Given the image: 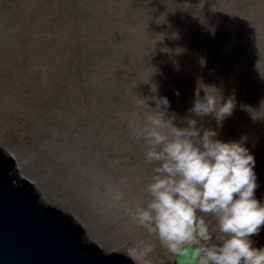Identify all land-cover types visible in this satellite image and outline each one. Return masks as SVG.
<instances>
[{
    "label": "bare ground",
    "instance_id": "1",
    "mask_svg": "<svg viewBox=\"0 0 264 264\" xmlns=\"http://www.w3.org/2000/svg\"><path fill=\"white\" fill-rule=\"evenodd\" d=\"M5 1L6 0H0V68L5 70L8 75L6 78L0 76V119H3L5 115L8 116L11 111H14L15 113H20L29 120L32 125L33 134L32 149L38 150L39 152L38 155H34L33 159L36 167H38L39 170L41 169L42 172H44V176H46L44 177L42 175L43 181L45 180L44 185L46 186L45 189L48 197L60 201V198L54 197H61V195L72 196L77 205V209L86 216L94 219L93 229L96 231H93V233L100 237L102 235L106 246L123 245V247L125 246L129 249L137 248L129 247V243L134 240L137 234L146 230L131 218L130 210H133L138 205L144 204L147 199H150V194L146 191V185L153 178V170L156 162H150L146 159L145 153L148 145L142 138L134 133L133 129L129 126V122L130 120H135L137 123H142L144 117L150 113L151 110L147 105L140 103V100L141 96L153 95L151 90L152 84L157 85V94L168 97L170 101L169 112L174 111L176 114L173 123L177 126H184L186 121L180 122L178 118L193 115L188 109L192 105L195 97V89L198 83V80L195 78H201L200 76L203 75L207 78V80H205L206 83L218 85L217 79L219 76L217 74L219 72L215 64L225 61L230 64L229 70L233 67H240V69L243 70V74H237L228 81L229 85L226 84L222 87L225 95L233 92L235 93L236 108L232 115L228 116L223 121L222 127H219L217 131L218 136H220L219 129L223 130L225 136L222 139L224 140H236L239 139L242 134H246V145L250 150L257 147L253 144L260 142L262 147L257 148L255 150L257 153L254 154L256 160L254 166L256 168L258 180V187L256 189L264 188V121H254L251 119L248 112L240 107L241 103L250 104L254 107L258 106L260 99L264 98V83L259 84V80H261L260 82H264V78L259 75L255 67L256 61L258 60L257 66L264 72V66L262 65L264 59L257 54V47H259L257 44L249 43L247 45L243 42L244 45H241V43L238 42V55L234 56L235 59L233 61H230L227 58H220V55H222V53L226 54L228 46L232 44L228 43L222 52L215 54V58L212 61L213 67L209 70V78L207 73L208 70L201 71L202 74L200 75V73L196 71L197 67L192 64V57L190 55L195 51V45H193V43L196 41L184 44V49L186 50L181 55L183 62L180 64L178 63V67L177 63L171 65V61H169L167 62L168 64H163L164 66H161V62L156 65L154 64L155 68H153V65L150 64L152 62L149 59H147L148 61L143 60L142 62L141 59L144 56L140 60H136L134 48L130 51L131 55L128 61H123L118 57H114L115 59L113 58V61L103 58L104 60L101 62L102 59L98 57V55H96V57L91 56L94 51L90 54L84 52L80 56L76 54L78 51L74 53L69 49L66 54H62L63 44L62 40L59 38H55L53 48L50 50L51 54L49 55L48 48L44 42L46 41L45 36L39 38V36L34 35L26 41L23 37L24 28L22 27L25 22L24 19H26L25 17H28L32 13L38 15L37 20L44 26L47 18L45 0H42L43 5H40L39 8L36 7L34 0H15V2H20L19 8L14 4V6H12L13 8L10 10L4 7ZM118 1L121 6L124 4L122 0H117V2ZM157 5L159 6V4ZM259 11L254 12L258 19ZM122 13L126 14L127 9H124ZM191 14L192 13H190V15ZM239 14H247L246 9L239 11ZM186 17L188 19V16ZM125 18H127V16ZM99 19H101V16L98 17V20L96 19L100 23L103 19L101 21ZM9 20L12 21L11 25L7 24ZM243 20H245V18H243ZM115 22L118 23V20H115ZM122 23L120 25H123ZM251 23L252 20L247 18V20L237 28L239 33L242 34L245 30L254 32V28H250ZM106 24L108 23L106 22ZM146 24H148V22ZM70 26H72V24H70ZM101 26L103 31L100 34L104 33L106 39L101 43L107 45V47L105 46L107 48L106 52L113 57L117 51H110L111 48H108L111 46L108 39L111 40L112 34L110 31H106L107 27L103 28L105 25ZM73 27L74 26H72V28ZM258 27H256V31L264 37L263 27ZM41 29L39 30V34L43 32ZM107 30L109 29L107 28ZM112 33H114V31ZM167 35H169V33ZM165 37L166 36L163 38ZM148 41L150 42V40ZM239 41H241V39H239ZM185 42L183 41V43ZM154 43H157V41ZM232 52L233 49H231L230 53ZM61 55H65V61L62 60ZM230 55L228 56L229 58L231 57ZM86 56H88L89 59H84L85 61L83 62L81 58H86ZM17 60L19 62L25 61V64L20 66ZM107 60L109 61L107 62ZM209 60L207 63L210 66ZM129 64L133 66L128 68ZM100 67H102L101 69L110 68L108 69L110 73L107 71V74H102L99 70ZM170 67H172L171 70L168 69ZM224 68L226 69V65H224ZM185 69L189 72L185 73ZM158 70H161V76L168 73L171 76H167L165 81H160L157 74ZM221 73L219 74L221 75ZM248 74L253 77V85L251 87L243 86L242 82ZM102 76L103 79L101 78ZM168 78H170V80ZM20 81L25 82L28 86L30 90L29 95H19L17 88L13 87ZM4 83L8 86L5 87ZM200 87L203 88L202 84H200ZM165 89L169 91L165 92ZM178 89H182L184 94H178ZM200 95H203L202 90ZM34 96H38L40 97L39 99L43 100L42 106L32 105V98H34ZM148 103L150 106H154V101L149 100ZM196 119L197 126L216 127V122L211 116L197 117ZM200 123L201 125H199ZM229 126H235L237 130L228 128ZM50 158H53L54 162H51ZM63 161L70 163L68 169H63V166L60 165ZM60 172L61 175L58 177V173ZM72 174H75L74 177L68 183V186H64L68 177ZM97 180H99V182ZM47 194L45 193V195ZM116 194L120 195L118 201L113 200ZM257 196L259 198H264V195L259 193H257ZM91 200L97 203L94 209L87 204ZM85 206L87 209H85ZM142 240L143 243H149L144 237ZM151 257L149 253L152 264H158L152 260L153 257Z\"/></svg>",
    "mask_w": 264,
    "mask_h": 264
},
{
    "label": "clouds",
    "instance_id": "2",
    "mask_svg": "<svg viewBox=\"0 0 264 264\" xmlns=\"http://www.w3.org/2000/svg\"><path fill=\"white\" fill-rule=\"evenodd\" d=\"M209 30L214 33V28ZM161 51L178 55L184 49L163 46ZM257 61L255 67L264 78ZM151 90L153 95L140 100L150 113L142 123L129 122L148 145L146 159L156 162L153 178L146 185L150 199L130 210L131 218L155 233L170 252H178L188 243L194 245L192 264H264V245L257 246L253 239L264 226V199L255 194L254 153L246 145V134L224 140L217 131L236 108L235 93L225 95L221 87L199 78L188 109L193 115L182 117L186 123L177 126L168 97L157 94L156 84ZM240 107L254 121H264V98L258 106L241 103ZM204 116L214 118L216 127L197 126L196 118ZM119 199V194L113 197ZM152 249L151 243H143L127 254L134 264H152Z\"/></svg>",
    "mask_w": 264,
    "mask_h": 264
},
{
    "label": "rangeland",
    "instance_id": "3",
    "mask_svg": "<svg viewBox=\"0 0 264 264\" xmlns=\"http://www.w3.org/2000/svg\"><path fill=\"white\" fill-rule=\"evenodd\" d=\"M90 1L89 0H79V1L78 0H66V1L65 0H58V1L57 0H45L46 9H47V18H46V22L44 23V26L42 24H40L39 20H37L38 19L37 14L32 13L28 17H25L26 19H24L25 22H24V25L22 26L24 28V33H23L24 39L27 41L28 39L32 38L34 35L39 36V38L45 36L46 41H44V42L46 44V47L48 48V54L50 55L51 54L50 50H52V48H53L55 38H59L62 40V44H63V48H62V52H61L62 54H66L69 49L74 53H76L78 51V53H76V54H78L80 56L84 52H87L90 54L94 51L91 56L96 57V55H98V57H100L102 59L101 62H103V60L105 58L113 61L112 59L114 57L115 58L118 57V58L122 59L123 61H128L129 56L131 55L130 51L134 48V53L136 54V60L138 61V59L140 60L144 56L141 59L142 62H143V60L148 61L147 59H149L152 62L150 64L153 65L152 66L153 68H155V65L160 63V62H161L160 64H162L161 66H164L163 64H168L167 62H169V61H171L170 62L171 65L174 63V61L176 63H179V64L182 63L183 59H182L181 55L186 50V49H184V47H185L184 44H187V43L192 42V41H196L195 43H193V45H195V51H194V53H192L190 55L192 57V64L195 67H197L196 71L199 72L200 75L202 74L203 71L208 70L207 71L208 78L210 77L209 70L211 67H213L212 61L215 58V54H217L218 52H222L228 43H232V44H231V46L230 45L228 46V50H226V54L222 53V55H220V58H227L228 60L233 61L235 59L234 56L238 55V51H237L238 42H240L241 45L244 42L247 45L249 43L257 44L259 46V47H257V54L260 55L261 58L264 59V37L256 31V27H258V26H259L258 28H260L262 26L264 29V8H261V7H264V0H234V1L233 0H222V1L221 0L220 1L219 0H147V1L146 0H139V1L138 0H133V1L132 0H122V2H124V4H122V6H121L119 1L117 2V0H106L107 3L105 0H90ZM100 1L101 2L103 1V2L101 3ZM228 1H230V2H228ZM34 2H35V5L37 8H39L40 5H43L42 0H34ZM114 2H116V3H114ZM240 2H242V3H240ZM14 4H16L17 8H19L20 2L19 1L15 2V0H6L4 3V7L10 10L13 8L12 6H14ZM98 4H99V7H98ZM157 4H159V6ZM196 4H198V5H196ZM65 5H66V7H65ZM139 5H142V6H139ZM225 7H227V8H225ZM247 7H249V8H247ZM65 8H67V9H65ZM100 8H102V9H100ZM108 8H110V9H108ZM72 9H73V12H72ZM124 9H127L126 14L122 13L124 11ZM244 9H246L247 14L240 15L239 11L244 10ZM97 10H99V11H97ZM113 10H114V12H113ZM151 10H153V11H151ZM84 11H85V14H84ZM198 11L200 12V14ZM255 11H259L258 12L259 19L256 17V15L254 13ZM125 12H126V10H125ZM161 13H162V15H161ZM179 13L181 14V16ZM190 13H192V14L190 15ZM94 14H95L96 18L94 17ZM86 15H87V17H86ZM150 15H151V17H150ZM228 15H230L231 17ZM100 16H101V19H99V20L100 21L102 19L103 20L99 23V21H97V20H98V17H100ZM126 16H127V18H125ZM186 16H188V19ZM252 16H253V18H252ZM121 17H122V19H121ZM159 17H160V19H159ZM77 18H79V19H77ZM243 18H245V20H243ZM247 18L252 20L250 28L253 27L255 31L251 32V30H245L242 32V34H240L239 30L237 28L240 25H242L243 22L247 20ZM127 19H129V20H127ZM149 19H151V20H149ZM115 20L116 21L118 20L119 24L116 23ZM78 21H79V23H78ZM105 21L108 24H106ZM213 21H215V22H213ZM147 22H148V24H146ZM121 23L124 26L120 25ZM140 23H141V25H140ZM7 24L11 25L12 21L9 20L7 22ZM70 24H72V26H74V27L72 28V26H70ZM100 24L105 25V26H103V28L107 27L109 30H107V28H106V31H110L112 34L111 40L108 39L109 44H111V46H109L108 48L109 49L111 48L110 51H112V50L117 51V52H115V55L113 57L110 56V54L108 52H106L107 51V48H106L107 45H104L101 43L103 40H106V39H105L104 33L100 34L103 31L102 26ZM163 25H164V27H163ZM127 26H129V27H127ZM70 27H71V29H70ZM210 27L214 28V34H212V32H210V30H209ZM39 28L41 29V31H43L40 34H39V30H40ZM58 29H59V31H58ZM163 29H165V30H163ZM44 31H45V33H44ZM66 31H68V32H66ZM113 31H114V33H112ZM157 32H159V33H157ZM173 32L174 33L177 32L178 36L179 35L180 36L179 37L177 36L176 38H172L170 35ZM135 33H137V34H135ZM168 33H169V35H167ZM61 34H63V35H61ZM66 34H67V36H66ZM152 34H153V36H152ZM163 34H166V35H164L166 37L163 38V40H160L162 38ZM108 35H110V34H108ZM56 36H58V37H56ZM126 36H127V38H126ZM223 36H225V37H223ZM119 38L121 40L123 38L124 39L121 41ZM185 38H186V40H185ZM128 39L130 42L128 41ZM146 39H147V41H146ZM239 39H241V41H239ZM124 40L127 42H125ZM148 40H150V42ZM151 40H152V42H151ZM156 41H157V43H154ZM183 41L184 42L186 41V42L183 43ZM80 42L82 45L80 44ZM131 42H133V43H131ZM160 43H161V45H160ZM75 44H76V46H75ZM119 44H121V45H119ZM157 44L160 46H158ZM165 44L168 45L169 48H173V47L175 48L177 46H180L184 49V51H182L178 55L173 54L171 52H168L169 53L168 54L166 52L161 51V48L163 46H166ZM64 45H65V47H64ZM65 48H66V50H65ZM121 48H123V49H121ZM231 49H233L232 53H230ZM156 53H157V55H156ZM158 53H159V55H158ZM230 54H233V55H230ZM229 55L231 56L230 58L228 57ZM64 56L61 55V58H62V60L65 61L66 57H64ZM154 58H156V59H154ZM84 59H89V57L86 56V58H84V57L81 58V60L83 62L85 61ZM109 60H107V62ZM208 60H209V64H211L210 66L207 63ZM24 62L25 61L19 62L17 60V63H19L20 66H23L25 64ZM224 65H226V69L224 68ZM262 65L264 66V62L262 63ZM132 66L129 64L128 68H131ZM229 66H230V64L226 63L225 61L223 63L215 64L217 71L219 73L222 72L221 75L219 73L217 74L220 78V79L219 78L217 79L218 80L217 86H219L221 88L224 85L228 84V81L231 80V78H233L237 74H239V75L243 74L242 73L243 70H241L240 67H235V68L233 67L229 70ZM101 68L102 67H100L99 70H100V72H102V74L103 73L107 74L108 69H110V68H108V69H101ZM168 69L171 70L172 67H170ZM224 69H225V72H224ZM191 70L193 71L192 67H191ZM112 72H113V70H112ZM160 72H161V70H158V72H157L158 78L160 81H165L167 76H171L169 73L164 75V76H161ZM184 72L186 73L189 71L185 69ZM108 73H110V71H108ZM7 75H8L7 72L0 68V76L6 78ZM200 77L206 83V81H205V80H207L206 76L201 75ZM101 78L103 79V76ZM168 79L170 80V78H168ZM195 79L198 80L199 78H195ZM260 81L261 80H259V84L264 83V82H260ZM242 82H243V86L245 85V86L251 87L253 85L252 75L248 74V76L246 78H244L242 80ZM4 84H5V87L8 86L6 83H4ZM103 84H104V82H103ZM201 84H202L203 88H206V86L203 85V83H201ZM11 85H13V84H11ZM13 87L17 88L19 95L27 96L30 94V90H29L28 86L23 81H20L17 85H14ZM166 91H169V90L165 89V92ZM178 94L182 95V94H184V91L182 89H178ZM39 98L40 97H38V96L37 97L34 96V98H32V105L42 106L43 100H41ZM178 121L182 122V119L179 117ZM199 125H201V123ZM228 128H231L233 130H237L235 126H233V127L229 126ZM219 134H220L219 138H221V139L225 136L222 129H219ZM253 145L257 146L255 149L251 150L255 154V153H257L255 150L257 148H261L262 145L260 144V142L255 143ZM0 147L2 149H4L8 154L13 156V158L15 159V162H16V168H18L19 173L21 174V176H23V177L27 178L29 181L33 182L35 189L37 190L38 194L40 195V197L42 198V200L44 201L45 204L60 208V209H62V211L72 213L74 218L83 226L84 232H85V237H86V239H88V241L95 242V243L99 244L105 253H109L111 251L123 252V251L129 250L128 247H125V246L123 247V245L106 246V244L103 241L104 240L103 236L101 235V237H100V236H97L93 233V231H96L95 229H93L94 228L93 227L94 226V224H93L94 219L92 217L86 216L85 214H83V212H80L77 209V207H76L77 205L75 204V201H74L72 196L61 195V197H58V196L54 197V198H60V201H57L55 199L48 197V194H47L46 189H45L46 186L44 185L45 180L43 181V177H42V175L44 176V172H42L41 169L39 170L38 167H36V165L34 163V159H33L34 155H38L39 152H38V150L32 149V147H33L32 125L30 124L29 120H27L20 113H15L14 111H11L8 116L5 115L3 119H0ZM50 161L54 162V159L50 158ZM60 165L63 166V169L64 168L68 169L70 167V163L65 162V161L61 162ZM254 169L256 171L255 166H254ZM60 175H61V172L58 173V177H60ZM74 175L75 174H72L70 177H68L67 182L64 184V186H68V183L71 181V179L74 177ZM44 177H46V176H44ZM97 181L99 182V180H97ZM45 193L47 195H45ZM257 193L264 195V188L255 189V194L257 195ZM82 195H84V194H82ZM262 199H264V198H262ZM87 204L92 209H94L97 205L96 201H94V200L89 201ZM85 209H87L86 206H85ZM143 237L147 241H149V243H151L153 245V249L150 252V257L151 256L153 257V258L151 257L152 260H154L158 264H173V259H174L177 252H170L164 246H162L160 244L158 238L156 237L155 233H150L147 230H143L142 233L137 234L134 237V240L129 243V247L130 246L131 247H140L143 243V240H142ZM253 237H254V241H256L255 243L257 246L264 245V243H263V241H264L263 240L264 239V226H262L260 233L255 234ZM188 244H190V243H188ZM190 245H192V244H190ZM192 246L194 247V245H192Z\"/></svg>",
    "mask_w": 264,
    "mask_h": 264
},
{
    "label": "water",
    "instance_id": "4",
    "mask_svg": "<svg viewBox=\"0 0 264 264\" xmlns=\"http://www.w3.org/2000/svg\"><path fill=\"white\" fill-rule=\"evenodd\" d=\"M14 166L0 147V264H134L128 250L105 253L88 241L72 213L45 204L20 173L26 181H16ZM192 249L183 245L173 264H192Z\"/></svg>",
    "mask_w": 264,
    "mask_h": 264
},
{
    "label": "trees",
    "instance_id": "5",
    "mask_svg": "<svg viewBox=\"0 0 264 264\" xmlns=\"http://www.w3.org/2000/svg\"><path fill=\"white\" fill-rule=\"evenodd\" d=\"M12 175L16 179L17 182L26 181L25 178L19 177V170L15 166L13 167V174ZM111 254H114V253H111Z\"/></svg>",
    "mask_w": 264,
    "mask_h": 264
}]
</instances>
